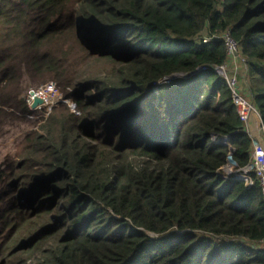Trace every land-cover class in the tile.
<instances>
[{"label": "trees", "instance_id": "16d2710c", "mask_svg": "<svg viewBox=\"0 0 264 264\" xmlns=\"http://www.w3.org/2000/svg\"><path fill=\"white\" fill-rule=\"evenodd\" d=\"M227 32L264 131V0H0V138L20 134L0 264H264L254 141L215 72ZM48 82L79 115L31 123L24 93Z\"/></svg>", "mask_w": 264, "mask_h": 264}, {"label": "built area", "instance_id": "2783aa9c", "mask_svg": "<svg viewBox=\"0 0 264 264\" xmlns=\"http://www.w3.org/2000/svg\"><path fill=\"white\" fill-rule=\"evenodd\" d=\"M220 40L223 42L224 47L226 49L227 62L223 66L217 67L215 69V72L219 75V77L223 79V81H225L232 95L233 104L239 115L240 121L246 127L249 125L251 117H256L261 122V117L257 109L255 108L253 102L250 99V93H249V97L245 96L242 93L240 86H239V80L237 77L238 70L241 69V70H244L245 72L248 71V59L242 56L238 43L235 41V39L232 37V35L229 32H227L222 37H220ZM230 68L233 69L234 72L232 71L230 72L229 70ZM167 80H171V79L166 78L159 84L169 85V84H164ZM37 96L43 98L46 101V104L51 102V100H49L45 96H41V95H37ZM59 101L56 99V102H59ZM25 102L28 105L29 110L31 112H36L40 109L38 108V110L36 111H32L30 109L33 103V97H31L28 100L26 99ZM67 104H69L70 106L72 105L69 102H67ZM45 107L46 105L43 108ZM263 139H264V134H263ZM253 148H254V152L252 155L250 166H248L244 172L247 174L253 173L256 176L260 190H261V194L264 198V148H261L257 143L253 144ZM241 179L247 182L251 181L248 176H241ZM259 248L264 249V240L260 242Z\"/></svg>", "mask_w": 264, "mask_h": 264}, {"label": "rangeland", "instance_id": "374dc122", "mask_svg": "<svg viewBox=\"0 0 264 264\" xmlns=\"http://www.w3.org/2000/svg\"><path fill=\"white\" fill-rule=\"evenodd\" d=\"M88 70L90 72H95V73H99L102 75V79H106V78H111L113 77V71L111 69V67L109 66V64L101 62V63H91L88 65ZM230 72H234L233 69H229ZM237 77L239 80V85L242 86L246 89L247 87V72H245L244 70H238L237 71ZM171 80H167L164 84H170ZM244 89H242V93L245 95L244 93ZM70 92V90L68 91ZM25 97L24 100L26 101V99H30L31 97H33V95H41V96H45L47 97L49 100H51L50 103L46 104L45 108H40L38 111L34 112L35 115H33L30 119L28 117H26L27 119L31 120V123L33 122H37L38 120L42 119V116H39L38 114H40L41 112L45 111L46 109H48L49 106L51 105H66L72 112L76 113L79 115L80 110L79 107H76V104L70 100V99H64V96L62 94H60V88H58L57 84L55 82H48L46 84L40 85L38 87H30L27 89L26 93H24ZM61 98V99H59ZM56 99L59 102H56ZM54 102V104H53ZM63 102V103H62ZM67 102H69L70 104H72L71 106L69 104H67ZM73 109V110H72ZM73 113V114H74ZM74 114V115H76ZM15 122L16 124H18L20 126V129L22 131H25L27 129V125L26 124H22V122L20 121L19 117L15 116ZM17 133L16 130H12L10 134L5 135L4 137L0 138V169H1V164H2V159H3V155L6 153V151L11 149V144L12 142L18 137L20 136V134H16ZM257 143L261 148H264V143L263 141H259V142H255ZM8 190V188L6 187H2L0 188V192H6ZM3 204H7V199L5 200V203ZM1 206V205H0ZM259 247V245H258ZM260 250H263V248H259Z\"/></svg>", "mask_w": 264, "mask_h": 264}, {"label": "crops", "instance_id": "0c3cea01", "mask_svg": "<svg viewBox=\"0 0 264 264\" xmlns=\"http://www.w3.org/2000/svg\"><path fill=\"white\" fill-rule=\"evenodd\" d=\"M240 89H241V91H242V89H244L245 90L244 91L245 96L249 97L248 87H246V89H245L243 86H242V88L240 86ZM247 129H248V132L250 133V136L253 138V141H254L253 144L255 142H259L261 140L264 143V139H263L264 131L261 128L260 121L256 117L250 118V122H249V125L247 126Z\"/></svg>", "mask_w": 264, "mask_h": 264}, {"label": "water", "instance_id": "95a60500", "mask_svg": "<svg viewBox=\"0 0 264 264\" xmlns=\"http://www.w3.org/2000/svg\"><path fill=\"white\" fill-rule=\"evenodd\" d=\"M45 105H46V101L43 98L37 95H33V103L30 107L32 111H36L38 110V108L44 107Z\"/></svg>", "mask_w": 264, "mask_h": 264}, {"label": "clouds", "instance_id": "9594fccd", "mask_svg": "<svg viewBox=\"0 0 264 264\" xmlns=\"http://www.w3.org/2000/svg\"><path fill=\"white\" fill-rule=\"evenodd\" d=\"M261 123V122H260ZM247 128V127H246ZM248 130V129H247Z\"/></svg>", "mask_w": 264, "mask_h": 264}]
</instances>
